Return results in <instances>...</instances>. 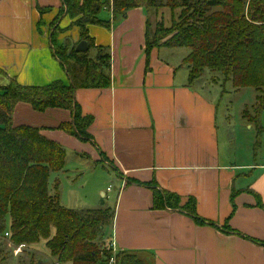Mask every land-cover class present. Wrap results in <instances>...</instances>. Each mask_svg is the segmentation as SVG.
Instances as JSON below:
<instances>
[{
	"label": "crops",
	"instance_id": "crops-1",
	"mask_svg": "<svg viewBox=\"0 0 264 264\" xmlns=\"http://www.w3.org/2000/svg\"><path fill=\"white\" fill-rule=\"evenodd\" d=\"M39 7L51 9L41 14ZM61 7L62 0H0V85L68 82L51 39L50 24ZM100 15L111 26L91 25L88 31L97 45L109 47L112 85L75 93L83 114L93 117V139L84 142L57 129L71 120L68 110L39 112L23 102L14 109V125L43 128L67 150L66 169L54 173L52 182L60 183L61 204L68 207L79 196L72 186L76 176L98 165L116 177L115 195L111 185L97 192L99 207L116 198L108 206L115 208L110 240L118 251L140 252L154 264H264V155L258 162L247 149L237 158L210 83H189L184 51L146 53L148 8H133L126 17L108 9ZM71 23L63 14L60 26ZM67 40L78 42L77 27L58 33L57 45ZM263 111L249 120L258 136ZM155 187L184 203L196 199L205 224L181 210L155 209Z\"/></svg>",
	"mask_w": 264,
	"mask_h": 264
},
{
	"label": "trees",
	"instance_id": "trees-1",
	"mask_svg": "<svg viewBox=\"0 0 264 264\" xmlns=\"http://www.w3.org/2000/svg\"><path fill=\"white\" fill-rule=\"evenodd\" d=\"M172 5L180 11L169 30L158 24L150 37L148 22L146 53L160 47L183 49L191 85L210 71L224 83L231 82L235 91L254 88V119H259L264 110V0H62L60 13L50 26L54 54L64 66L68 82L55 80L41 86L11 80L0 85V264H6L10 247L23 245L27 253L41 241L55 259L53 264H108L113 254L108 243L115 208L63 206L60 183L52 185L50 176L66 169V148L48 137L43 128L14 125V109L23 102L39 112L49 108L68 110L71 120L57 129L81 141H91L93 117L83 114L75 93L82 88H109L112 76L109 47L97 45L88 27L111 26L100 15L105 8L118 18L126 17L136 7ZM50 9L39 7L41 14ZM63 14L72 20L68 28L79 30L77 43L67 40L57 45L60 28L54 22ZM81 41L88 45L86 52L75 49ZM2 71L0 68V74ZM153 207L181 210L196 223L205 224L197 214L193 197L184 203L181 196L155 187ZM28 255L29 264H43L35 253ZM116 264L154 261L140 252L121 250L116 253Z\"/></svg>",
	"mask_w": 264,
	"mask_h": 264
},
{
	"label": "rangeland",
	"instance_id": "rangeland-1",
	"mask_svg": "<svg viewBox=\"0 0 264 264\" xmlns=\"http://www.w3.org/2000/svg\"><path fill=\"white\" fill-rule=\"evenodd\" d=\"M110 10L109 8H105ZM180 9L178 7H150L149 13V31L150 37L153 36V32L156 29V25L159 24L160 28L164 30H169L171 26V21L177 17ZM62 17L57 19L54 22L55 27H59L60 31L58 33H64L69 31L70 28H62L60 26ZM162 40L160 44H163ZM162 49H170L167 47H160ZM159 48V49H160ZM173 50L174 53H182L183 49H170ZM185 57V56H184ZM187 60L183 59V65L186 66ZM200 84H204L205 81L210 83V90L213 95V98L217 100V104L219 106L220 113V124L226 125L229 127L228 135L230 138L234 140V148H236L237 158H239V151L244 152L247 149H250V155L256 157L259 161L262 162L261 158L264 155V130L261 135L258 136L257 130L254 128V124L250 122V118L254 119L256 116L255 111L253 110V105L256 102L257 91L254 88H244L240 91L232 90L231 82H223L221 77H218L214 73L205 72L200 78ZM199 81V80H198ZM212 82H218L219 84H213ZM215 94V95H214ZM246 110L248 113L246 115ZM261 124L264 127V111L261 116ZM251 125L253 126L250 129ZM258 143L257 155L255 156L254 152V144ZM261 146V149H259ZM236 158V159H237ZM252 158V160H254ZM73 169V168H72ZM71 169V173L75 174ZM55 175L52 173L50 176L51 183L53 182V177ZM79 179L72 183V186H76L78 190L79 196L76 197L75 201L68 202L70 206L69 208H78V207H99L100 201H102L101 194L97 192V188L104 186L112 187V194L115 195L117 192L116 186V177L113 173H109V171L102 169L101 166H91L85 170V173L81 176H76ZM114 178V179H113ZM68 186V185H66ZM65 186V187H66ZM71 186V185H70ZM84 188V189H83ZM102 190V189H100ZM97 192V194H96ZM90 196L91 198H87ZM115 197L113 200H108L107 205H114ZM94 205V206H88ZM11 246V244H10ZM28 252L35 253L36 259L40 258L39 262H43V264H53L55 259L49 256V252L46 248L45 242L41 241L39 244L35 246H31L27 253H24L23 249L18 247H10V254L6 257V264H29L27 261L29 259Z\"/></svg>",
	"mask_w": 264,
	"mask_h": 264
},
{
	"label": "built area",
	"instance_id": "built-area-1",
	"mask_svg": "<svg viewBox=\"0 0 264 264\" xmlns=\"http://www.w3.org/2000/svg\"><path fill=\"white\" fill-rule=\"evenodd\" d=\"M109 190H110V188H109ZM108 247L109 248L111 247L112 252H113L112 257L110 258L108 264H116V253L118 252V250L116 249L115 243L113 241L109 240ZM19 248L24 249V246L21 245V246H19Z\"/></svg>",
	"mask_w": 264,
	"mask_h": 264
},
{
	"label": "water",
	"instance_id": "water-1",
	"mask_svg": "<svg viewBox=\"0 0 264 264\" xmlns=\"http://www.w3.org/2000/svg\"><path fill=\"white\" fill-rule=\"evenodd\" d=\"M74 43V42H73ZM72 43V47H71V49H73L74 48V44ZM76 51H78V52H86L87 51V49H88V45H87V43H86V41H81V42H79L78 43V45L76 46Z\"/></svg>",
	"mask_w": 264,
	"mask_h": 264
}]
</instances>
